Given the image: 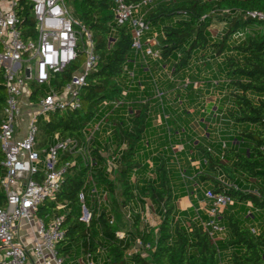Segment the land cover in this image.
<instances>
[{"label": "trees", "instance_id": "obj_1", "mask_svg": "<svg viewBox=\"0 0 264 264\" xmlns=\"http://www.w3.org/2000/svg\"><path fill=\"white\" fill-rule=\"evenodd\" d=\"M142 1L126 0L129 4ZM20 2L22 35L26 40L36 39L31 3ZM65 2L92 33L98 63L80 91L79 108L56 110L38 122L39 151L52 146L58 134L75 139L78 149H86L92 159L90 165L83 152H61L59 161L71 163L61 189L54 198L44 200L37 211L46 220L62 217L65 237L57 251L64 264H79L76 260L88 254L96 264H224L225 250H231V264H264V217L262 229L257 232L225 209L217 217L227 231L222 239L211 238L195 219L186 217L184 222L175 218L177 194L164 155L157 149L143 153L151 155L150 162L141 158V145L150 125V99L155 97L141 101L135 93L139 81L133 28L116 21L112 0ZM248 10L264 12V0H153L145 6L144 15L149 30L158 32V60L174 79H189L183 84L186 89L199 86H195L196 76L187 72L199 50L204 62L219 60L216 70L223 68L233 99L226 121L234 127L235 136L224 148L216 145L215 151L204 138L196 144L203 153L202 170L196 177L210 181L208 189L229 196L232 206L250 202L264 211V21L247 17ZM239 31L246 32V36L237 41L234 35ZM84 39L82 34L75 61L53 74L49 84L29 81L31 101L38 102L51 88L60 92L70 82L85 60ZM130 72H134L133 78ZM149 81L152 83L151 78ZM5 100L6 83L0 70V125ZM126 100L132 105L127 114ZM112 101L122 102L116 107L105 106V102ZM98 123L99 129L88 141ZM3 158L0 150V180L6 174ZM109 160L115 165L112 174L107 170ZM185 161L189 165V160ZM179 167L186 178L188 174ZM219 176L231 183L220 182ZM93 186L105 193L103 203L92 193ZM5 201L0 182V206ZM148 202L158 218L156 226L142 220ZM83 204L90 213L89 222L82 219ZM128 213L131 227L119 237L121 222ZM138 240L142 245L135 252Z\"/></svg>", "mask_w": 264, "mask_h": 264}, {"label": "built area", "instance_id": "obj_2", "mask_svg": "<svg viewBox=\"0 0 264 264\" xmlns=\"http://www.w3.org/2000/svg\"><path fill=\"white\" fill-rule=\"evenodd\" d=\"M29 1L35 18L37 38L26 40L19 27V8L22 7L20 0H0V70L6 83V100L0 125V150L4 157L1 164L6 170L0 180L6 200L5 205L0 206V248L3 251L0 264H64V258L57 251V245L65 237L62 217L46 220L39 217L37 211L44 200L54 198L61 189L66 169L71 164L59 161L61 152H83L85 162L90 165L92 159L86 149H78L75 139L61 138L58 134L52 146L39 151L36 148L38 122L40 118L48 119L49 114L56 110L80 107V91L85 85L87 75L96 68L98 56L94 50L92 33L73 15L65 0ZM112 1L116 21L130 24L134 31L133 47L140 49L142 37L149 30L145 15L140 10L153 0H143L138 4H129L126 0ZM246 16L264 21V12L259 10H248ZM82 34L85 37L83 64L62 91L51 88L38 102L32 103V114L25 127V134L21 136L22 98L29 82L26 69H31V80L40 85L49 84L53 74L63 71L75 61ZM245 36L246 32L239 31L234 39L240 41ZM153 44H157V41ZM149 52L155 59L160 58L158 50L149 49ZM129 76L133 78L134 72H130ZM126 94L127 91H124V95ZM157 96L163 97L160 89ZM121 102L104 104L116 107ZM99 126L98 123L94 127L88 141ZM225 145L226 142L222 144V148ZM209 150L211 151L210 148ZM108 163L107 170L112 174L115 165L110 160ZM199 165L202 166L201 162ZM218 180L229 185L222 176ZM93 187L92 193L97 196L99 203H103L105 193ZM204 196L211 204L207 211L209 218L204 220L198 215L195 220L211 238H216L217 233L226 230L218 223L217 217L229 205H233V200L211 189L206 190ZM82 219L86 222L90 220V213L84 204ZM150 219L152 211L147 203L142 211V220L151 226L153 224ZM24 229L30 234L27 242L20 237ZM118 236L123 237L124 234L119 232ZM141 245L142 242L138 240L133 251L136 252ZM78 263L96 264L89 254Z\"/></svg>", "mask_w": 264, "mask_h": 264}, {"label": "rangeland", "instance_id": "obj_3", "mask_svg": "<svg viewBox=\"0 0 264 264\" xmlns=\"http://www.w3.org/2000/svg\"><path fill=\"white\" fill-rule=\"evenodd\" d=\"M69 8L72 10L70 6ZM213 30L219 31L220 28L213 27ZM263 30L264 28L261 32ZM200 53L201 50L197 52L187 70L190 75L196 76V81L199 83L197 88L186 89L183 84L189 82L187 78L184 81L178 82L181 87L179 89V95L176 93L170 95L166 92V88L163 85H159L161 92H163V97L160 98L156 95L155 99L157 100L152 101L153 99H150L152 110L149 132L156 131L157 134L159 133L164 136L163 140H165V142L158 146V144L152 142V136H147L143 140L140 149L143 162H150L149 160L151 158V155H148V153L146 156H143L145 151L154 152L158 149V151L162 152L170 168L171 181L175 189V194L178 196L177 202H181V197L184 196H181V194L187 193L185 180H189L188 177H183V173L179 166H181L185 160H189L190 166L199 165L203 159V153L196 148V144L202 143L204 137L208 139V137H206V130L209 123H214L212 118L218 116L221 118L222 115L226 118L228 113L227 109L233 106L232 95L230 94V89L227 87L223 68L220 67L219 70H216L219 60H216L215 63H206L200 57ZM229 124L230 123L227 124V129L229 131L227 141L233 142L235 136L234 127ZM180 146L185 148L183 154V149H181ZM114 149L115 148H112L111 152H113ZM106 156L112 159L107 153ZM193 157L194 162H191V158ZM222 177L225 178L224 176ZM227 182L231 183L229 180H227ZM205 183L211 182L206 180ZM148 204L150 203L148 202ZM180 213V208H176V219L179 218ZM243 214L245 215V212L239 215ZM129 216V213L126 214L121 222V233L124 235L126 230L131 227ZM261 216H264V214ZM152 218H154V221L150 219V222L153 224L151 226H155V222H157L158 218L153 211ZM181 218L182 221L186 219L185 216ZM84 258L85 256H80L78 261L81 262ZM97 264L100 263L98 262Z\"/></svg>", "mask_w": 264, "mask_h": 264}, {"label": "crops", "instance_id": "obj_4", "mask_svg": "<svg viewBox=\"0 0 264 264\" xmlns=\"http://www.w3.org/2000/svg\"><path fill=\"white\" fill-rule=\"evenodd\" d=\"M144 11L145 7L141 8L140 12L144 13ZM157 34L158 32L153 30L145 32L142 40V46L140 49H137L138 58L136 59L135 66L136 72L138 73L137 80L139 81V87L136 88L135 93H138V97H140L141 101L144 100V98L155 97L157 91L160 89L159 85H163L166 88V92H168L170 95H173L175 93L177 95L180 94L179 89H177L180 87V84H178L179 81L177 79H174L170 75L169 71L162 66L160 61L158 59H155L149 52V49H152L153 51L156 50V44H153V42L157 41ZM149 78H151L152 83L149 81ZM194 80H196V78ZM30 94L31 90L28 83V88H26L22 98L23 115L20 120V124L22 127L21 136L25 134V127L30 119L33 110L32 103L34 102L31 101ZM154 100L157 99H153L152 101ZM126 103L128 104L125 111V113L127 114L130 113V108L132 105L131 102H127V100ZM212 121H214V123H209L206 130V137H208V139H206L205 137L204 139H206V144L208 146H211L215 151L216 145L222 146L224 142H227L229 131L227 129L228 123L224 115H222L221 118H219V116L214 117L212 118ZM146 136H152V142H155L156 144H158V146L165 142V140H163L164 136L160 135L159 133L157 134L156 131L149 132L148 130ZM180 148L183 149V146H180ZM191 162H194V157L191 158ZM181 167L182 170L186 172V174H188L187 177L189 180L186 182L187 193L181 194V196L184 195L183 197H181V202L176 201V208H180L181 211L178 219L181 220L182 216L195 219L198 215H200L204 220H208L209 217L207 211L211 207V204L209 201L204 199V192L206 189L210 188V183L202 182L199 180V177H196V173L202 170V166H189L188 162L185 161L181 165ZM226 210L228 212H234L240 219L253 227L255 231L260 232V230L262 229V219L264 216L261 215L264 214V211L255 209L250 202L238 203L234 206L229 205ZM244 212L245 215H239L240 213ZM152 220L154 221V218H152ZM157 223L158 219L157 222H155V226L157 225ZM221 226L224 227L222 224ZM226 232L227 231L225 230L223 232L217 233L216 238H224L226 236ZM20 237L27 242L30 239V234H28V231L24 229L20 234ZM2 253L3 251L0 248V257ZM230 253L231 250H225L223 252V262L225 260L224 264H231ZM76 261L78 262V260Z\"/></svg>", "mask_w": 264, "mask_h": 264}, {"label": "water", "instance_id": "obj_5", "mask_svg": "<svg viewBox=\"0 0 264 264\" xmlns=\"http://www.w3.org/2000/svg\"><path fill=\"white\" fill-rule=\"evenodd\" d=\"M26 76H27V79H31V69L30 68H27L26 69Z\"/></svg>", "mask_w": 264, "mask_h": 264}]
</instances>
